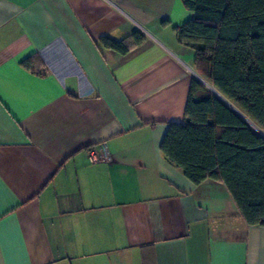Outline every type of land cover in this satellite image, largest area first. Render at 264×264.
Wrapping results in <instances>:
<instances>
[{
    "label": "crops",
    "instance_id": "1",
    "mask_svg": "<svg viewBox=\"0 0 264 264\" xmlns=\"http://www.w3.org/2000/svg\"><path fill=\"white\" fill-rule=\"evenodd\" d=\"M194 16L185 0H0V264H264V225L160 149L193 79L222 99L178 40ZM102 143L112 161L91 162Z\"/></svg>",
    "mask_w": 264,
    "mask_h": 264
},
{
    "label": "trees",
    "instance_id": "2",
    "mask_svg": "<svg viewBox=\"0 0 264 264\" xmlns=\"http://www.w3.org/2000/svg\"><path fill=\"white\" fill-rule=\"evenodd\" d=\"M185 5L195 16L175 31L195 52L194 68L264 132V0ZM132 38L136 45L144 41L142 35ZM102 43L121 54L132 47L129 39ZM160 149L195 184L222 181L244 220L264 225V137L199 80L191 83L185 122L170 124Z\"/></svg>",
    "mask_w": 264,
    "mask_h": 264
},
{
    "label": "built area",
    "instance_id": "3",
    "mask_svg": "<svg viewBox=\"0 0 264 264\" xmlns=\"http://www.w3.org/2000/svg\"><path fill=\"white\" fill-rule=\"evenodd\" d=\"M87 155L90 161L93 163H110L112 161L106 143H102L99 145V147L88 150Z\"/></svg>",
    "mask_w": 264,
    "mask_h": 264
},
{
    "label": "water",
    "instance_id": "4",
    "mask_svg": "<svg viewBox=\"0 0 264 264\" xmlns=\"http://www.w3.org/2000/svg\"><path fill=\"white\" fill-rule=\"evenodd\" d=\"M224 101H226L227 102V104H229V102L227 101V100H225L220 94H218ZM230 105V104H229ZM231 106V105H230ZM231 107H233V106H231ZM234 109V108H233ZM242 117H244L250 124H252V126H254V128H256V130L258 131V132H260L263 136H264V133L256 126V125H254L247 117H245L244 115H242Z\"/></svg>",
    "mask_w": 264,
    "mask_h": 264
}]
</instances>
